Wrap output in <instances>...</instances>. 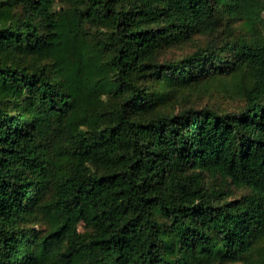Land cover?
<instances>
[{
	"label": "trees",
	"instance_id": "16d2710c",
	"mask_svg": "<svg viewBox=\"0 0 264 264\" xmlns=\"http://www.w3.org/2000/svg\"><path fill=\"white\" fill-rule=\"evenodd\" d=\"M263 7L0 0V264H262Z\"/></svg>",
	"mask_w": 264,
	"mask_h": 264
},
{
	"label": "rangeland",
	"instance_id": "374dc122",
	"mask_svg": "<svg viewBox=\"0 0 264 264\" xmlns=\"http://www.w3.org/2000/svg\"><path fill=\"white\" fill-rule=\"evenodd\" d=\"M264 3V0H263ZM261 16L264 20V7L261 9ZM264 25V24H263ZM232 27L234 29V32L236 34H240L245 38H253L254 33L247 29V27L242 22H236L232 24ZM258 34L264 35V26H259L258 28ZM204 38H198L197 42H202ZM193 48L192 44H186L183 48H178L171 50L167 52L165 55L167 58L174 57L175 55L180 54L184 51H189ZM229 81V79H224L223 81L219 82L216 81L210 85V89L207 92L201 91L202 93L197 94L195 93L193 96H191L190 101L193 102L195 105H205L207 103H210L211 105H215L216 107L220 108H231V106L235 105L237 103V100L230 97L228 94H226L224 91H222V86L224 82ZM234 191L237 193V195L241 194L243 192L242 189H234ZM79 229L81 231H84L86 228L83 225L79 226ZM264 244V242H263ZM214 264H242L241 262H235V263H214ZM264 264V262L262 263Z\"/></svg>",
	"mask_w": 264,
	"mask_h": 264
}]
</instances>
